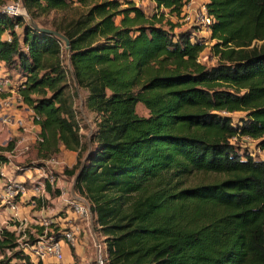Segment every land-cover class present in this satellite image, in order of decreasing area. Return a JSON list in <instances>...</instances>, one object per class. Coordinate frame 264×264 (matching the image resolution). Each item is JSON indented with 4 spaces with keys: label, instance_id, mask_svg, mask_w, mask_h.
I'll use <instances>...</instances> for the list:
<instances>
[{
    "label": "trees",
    "instance_id": "1",
    "mask_svg": "<svg viewBox=\"0 0 264 264\" xmlns=\"http://www.w3.org/2000/svg\"><path fill=\"white\" fill-rule=\"evenodd\" d=\"M23 1L68 37L72 68L64 41L1 10L0 60L25 79L21 95L41 126L38 158L78 151L64 173L83 166L75 191L92 205L107 264H264V159L235 142L249 136L264 152V0H209L213 66L200 60L207 45L197 28L166 16H180L189 0H154L152 16L133 0ZM75 4L85 9L72 18H44ZM78 87L98 119L88 142ZM235 112L246 113L238 123ZM13 145L0 146V162ZM195 172L219 178L187 185ZM18 245L5 229L0 264H34Z\"/></svg>",
    "mask_w": 264,
    "mask_h": 264
},
{
    "label": "crops",
    "instance_id": "2",
    "mask_svg": "<svg viewBox=\"0 0 264 264\" xmlns=\"http://www.w3.org/2000/svg\"><path fill=\"white\" fill-rule=\"evenodd\" d=\"M209 2V0H206ZM163 9H161L162 11ZM167 12V9H164ZM173 22L179 21L176 15L166 13ZM182 24V23H181ZM183 25H179V29H185ZM4 38L10 39V35L6 33ZM6 75H12L4 61L0 60V78ZM15 79L20 78L19 75L14 76ZM24 79V78H23ZM5 102H8L6 104ZM8 118L9 121H3ZM24 123L26 127L20 125ZM41 132V127L33 123V110L26 104H22L17 100V93L5 91L0 96V146H6L11 139L23 137L26 143L34 147L37 143V137ZM58 161L57 165L51 166L59 173V179L56 190L48 189L45 195L44 205L34 207L29 204L30 195L19 201L16 211L10 209L3 201V182L0 180V218L8 222L7 229L15 230L24 224L28 230H34L42 219L52 217L57 221V226L61 229L76 225L79 228V240L75 246H70L63 242L64 259L58 261L53 257H46L40 264H95L96 263V243L103 242V236L99 237L95 231L96 215L93 213L90 220L76 218L72 216L70 211V202L72 199L78 198L80 195L74 190L75 178L64 173L65 169H71L77 163L78 151L68 150L61 147V152L55 156ZM14 160L11 158L7 164L9 173L17 180L32 182L40 179L43 171L35 167L36 171L30 170L26 174L14 173Z\"/></svg>",
    "mask_w": 264,
    "mask_h": 264
},
{
    "label": "built area",
    "instance_id": "3",
    "mask_svg": "<svg viewBox=\"0 0 264 264\" xmlns=\"http://www.w3.org/2000/svg\"><path fill=\"white\" fill-rule=\"evenodd\" d=\"M208 1L206 0H189L187 1L182 9L180 16H177L178 21L182 23L183 26L188 28H197L198 31L204 27L210 30V26L214 21L213 15H211L207 8ZM12 6L13 8H20L23 10L22 14H10L7 8ZM0 10L7 12L10 15H24L25 11L21 2L5 3L0 6ZM164 10V8H163ZM165 11V10H164ZM18 28V26H17ZM11 40V38L9 39ZM20 77V76H19ZM25 87V79L22 77L15 79L11 75H6L0 78V96L7 90L11 93H17V100L24 103L23 96L21 95V89ZM8 104V102H5ZM27 105V104H26ZM33 110V109H32ZM9 119L6 118L3 122H8ZM33 123L40 126L35 122V113L33 111ZM20 125L26 127L24 123ZM41 127V126H40ZM40 134V133H39ZM248 140H252L251 137H245ZM40 136L37 137V141L40 140ZM11 139L8 144L12 141ZM11 150L1 152L8 158V162H0V180L3 182V201L6 205L10 207L13 211H16L19 206V201L30 195L29 203L34 204V207L43 206L45 195L48 189L56 190V186L59 179V174L57 176L54 173H48L47 168L58 164L56 157H51L50 159L43 160V165H40V170L43 171L40 179L32 182V186H26V181H20L15 179L8 171L7 164L11 158L22 157L30 149L29 143H26L23 137L16 139ZM7 144V145H8ZM52 168V167H51ZM54 169V168H53ZM58 189L55 191L57 193ZM60 192V191H58ZM70 211L72 216L76 218H82L90 220L92 217V205L90 201L79 196L78 198L72 199L70 202ZM8 222L0 218V235L7 229ZM38 227H44V233L40 234ZM57 226V221L52 217H47L42 219L39 226L36 229L28 230L24 227L22 223L21 226L12 232L15 233L18 249H21L26 255L31 259L34 264H40V262L46 257H53L58 261L64 259L63 242L70 246H75L79 240V228L76 225H70L64 229L59 230V233L55 234V228ZM11 231V230H10ZM36 236V238H32ZM60 236V238L58 237ZM104 249L100 242L96 243V264H104ZM107 256V254L105 255Z\"/></svg>",
    "mask_w": 264,
    "mask_h": 264
},
{
    "label": "rangeland",
    "instance_id": "4",
    "mask_svg": "<svg viewBox=\"0 0 264 264\" xmlns=\"http://www.w3.org/2000/svg\"><path fill=\"white\" fill-rule=\"evenodd\" d=\"M125 1V0H121ZM138 7H141L148 16H152L155 13H158V9L156 6V3L154 0H133ZM9 3H14V0H7ZM77 7V8H75ZM77 9V10H76ZM81 10H84L85 8L81 6L80 4H75L74 8H69L65 11H53L49 15L45 16L44 18H48L50 23L53 22H61L63 19H68L74 17L77 12ZM25 13V12H24ZM118 21H120V18H118ZM179 25H182L179 23ZM198 30V29H197ZM19 31H22V28H19ZM198 36L205 39V44L207 45L206 49L201 53L200 60L201 62L205 63L208 66H213L218 64L219 59L217 55L212 51V45H214L215 40L211 39V34L207 28L202 27L198 31ZM63 60L64 63L67 65L69 69H71V61H70V53L67 49H63ZM18 73L17 71H12L11 77L13 78ZM78 93L79 95L75 97V107L78 112V119L80 121L81 125V133L83 134V140L85 142H88L90 138L96 133L98 127H97V115L95 112H92L87 107V96H88V90L79 88L78 87ZM137 111L142 116H148L149 111L145 108L143 104H138ZM246 113L244 112H235L232 113L231 116L234 119V123H238L239 119L243 116H245ZM13 139L12 141H15ZM11 141V142H12ZM236 144L242 151H248L250 153H253V156L257 159H264V152L259 149L257 141L248 140L244 137L235 139ZM88 153V152H87ZM14 160V165L16 168H14V173L19 174H26V172L29 173L30 170L36 171L35 167H39L40 165H43V160L41 158H38L37 151L35 150V147H30L28 152L22 156V157H15L12 158ZM47 168L48 173H54L55 176H57L59 173L57 170L48 167ZM219 178V175H215L214 173H204V172H195L187 179V185H196L200 183H206L213 181L215 179ZM26 186H30V182H25ZM30 204V203H29ZM86 220V219H85ZM99 237L103 236L101 233H97ZM36 238V236L32 237ZM105 237L103 236V240L101 237L100 242L102 244V247L104 249V264H107L106 259V244H104ZM97 257V254H96ZM96 264V263H95Z\"/></svg>",
    "mask_w": 264,
    "mask_h": 264
},
{
    "label": "water",
    "instance_id": "5",
    "mask_svg": "<svg viewBox=\"0 0 264 264\" xmlns=\"http://www.w3.org/2000/svg\"><path fill=\"white\" fill-rule=\"evenodd\" d=\"M21 3H22V6L24 8V11H25V16L28 18L29 24L32 25L33 28L38 29V30L43 31V32H46L48 34L55 35L56 37H58L59 39L64 41V43L66 45V49L68 51H70V41H69L67 36H65L63 33H61L60 31H58L56 29H53L51 27H47V26H44V25L40 24L37 20H35L30 15V13L28 12V10L26 8L25 2L23 0H21ZM91 152H92V146L90 144V149H89L87 155L85 156V160L88 158V156L90 155ZM82 168H83V166H82ZM82 168H81V170H82ZM81 170L79 171L78 175L75 178V184H76L77 178H78ZM74 190H75V186H74Z\"/></svg>",
    "mask_w": 264,
    "mask_h": 264
},
{
    "label": "clouds",
    "instance_id": "6",
    "mask_svg": "<svg viewBox=\"0 0 264 264\" xmlns=\"http://www.w3.org/2000/svg\"><path fill=\"white\" fill-rule=\"evenodd\" d=\"M7 11L10 13V14H22L23 10L20 9V8H13L12 6H9L7 8Z\"/></svg>",
    "mask_w": 264,
    "mask_h": 264
}]
</instances>
